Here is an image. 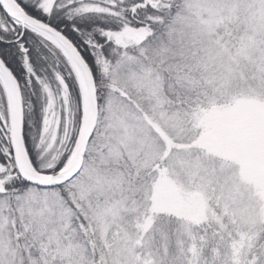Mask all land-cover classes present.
Returning <instances> with one entry per match:
<instances>
[{"label":"snow or ice","instance_id":"snow-or-ice-1","mask_svg":"<svg viewBox=\"0 0 264 264\" xmlns=\"http://www.w3.org/2000/svg\"><path fill=\"white\" fill-rule=\"evenodd\" d=\"M0 264H264V0H0Z\"/></svg>","mask_w":264,"mask_h":264}]
</instances>
